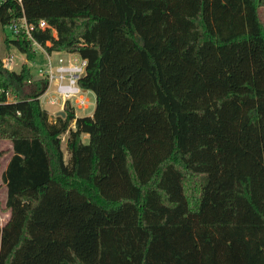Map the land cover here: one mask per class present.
<instances>
[{
  "label": "trees",
  "instance_id": "1",
  "mask_svg": "<svg viewBox=\"0 0 264 264\" xmlns=\"http://www.w3.org/2000/svg\"><path fill=\"white\" fill-rule=\"evenodd\" d=\"M263 5L0 0V49L36 59L6 33L25 17L47 52L88 60L96 94L51 119L49 80L0 56V264H264Z\"/></svg>",
  "mask_w": 264,
  "mask_h": 264
},
{
  "label": "built area",
  "instance_id": "2",
  "mask_svg": "<svg viewBox=\"0 0 264 264\" xmlns=\"http://www.w3.org/2000/svg\"><path fill=\"white\" fill-rule=\"evenodd\" d=\"M39 27L45 29L48 27V23L42 19L39 21ZM12 33L19 34L22 30L28 38L32 40V46L41 47L32 37V32L36 28V24L27 22L25 17H22L19 21L11 23L8 27ZM56 33V31L54 30ZM48 60L43 67L39 69L40 75L38 77L46 78L49 80V85L41 97H45L47 103L52 106L58 107V113L64 110L66 103L69 101L70 104L76 108H87L91 99L89 98V89L83 88L79 84V80L85 74L88 60L81 55L74 52L67 51H53L47 52ZM56 53L60 55L56 61H53L51 54ZM65 54L66 56H64ZM14 55H10V59L4 61V66L12 68L14 70L15 64L12 59Z\"/></svg>",
  "mask_w": 264,
  "mask_h": 264
},
{
  "label": "rangeland",
  "instance_id": "3",
  "mask_svg": "<svg viewBox=\"0 0 264 264\" xmlns=\"http://www.w3.org/2000/svg\"><path fill=\"white\" fill-rule=\"evenodd\" d=\"M259 13H260V17L263 22V25H264V5L260 7ZM11 32L12 31L9 28H6L7 34H12ZM4 45H5L4 42H2L1 49H0V56L3 58V61L10 59L9 58L10 55L13 54L14 55L12 59L13 64L10 66H13L15 64L14 68L19 70L21 68V65L24 62H27L30 65L34 75L36 76L40 75L39 69L43 67L48 60V56L45 53L46 50L42 46L35 48L37 57L34 61L30 62L28 61L26 55L20 52L19 50L12 48L8 52L5 50ZM8 53H10L9 56H8ZM63 55L66 56L65 54ZM59 56L60 55L56 53L51 54V58L53 59V61H56ZM89 98L91 99L90 105L87 108H82V109L76 108L75 111L77 112V114L79 115L93 114L95 107H96V94L93 90L89 91ZM41 106L49 111L51 119H54L55 115H57L58 111H60L58 110V107L52 106L49 103H47V100L45 97H41ZM61 111H64V110H61ZM82 137L85 142L89 141V136L87 134H83ZM66 138H67V133L62 136V148L64 150L65 159L68 160L69 153L66 148ZM11 156H12V144L10 140L6 138L4 139L0 138V226H3L9 219V211H7L6 209L7 186H6L5 181L3 180V172L5 171Z\"/></svg>",
  "mask_w": 264,
  "mask_h": 264
},
{
  "label": "water",
  "instance_id": "4",
  "mask_svg": "<svg viewBox=\"0 0 264 264\" xmlns=\"http://www.w3.org/2000/svg\"><path fill=\"white\" fill-rule=\"evenodd\" d=\"M61 114H64V111H61Z\"/></svg>",
  "mask_w": 264,
  "mask_h": 264
},
{
  "label": "crops",
  "instance_id": "5",
  "mask_svg": "<svg viewBox=\"0 0 264 264\" xmlns=\"http://www.w3.org/2000/svg\"><path fill=\"white\" fill-rule=\"evenodd\" d=\"M76 114H77V112H76ZM77 115H79V114H77Z\"/></svg>",
  "mask_w": 264,
  "mask_h": 264
}]
</instances>
